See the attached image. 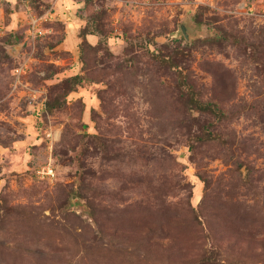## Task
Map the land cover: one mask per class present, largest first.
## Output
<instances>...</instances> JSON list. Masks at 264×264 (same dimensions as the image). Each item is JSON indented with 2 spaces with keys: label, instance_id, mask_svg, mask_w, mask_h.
Masks as SVG:
<instances>
[{
  "label": "rangeland",
  "instance_id": "1",
  "mask_svg": "<svg viewBox=\"0 0 264 264\" xmlns=\"http://www.w3.org/2000/svg\"><path fill=\"white\" fill-rule=\"evenodd\" d=\"M0 264H264V0H0Z\"/></svg>",
  "mask_w": 264,
  "mask_h": 264
},
{
  "label": "built area",
  "instance_id": "2",
  "mask_svg": "<svg viewBox=\"0 0 264 264\" xmlns=\"http://www.w3.org/2000/svg\"><path fill=\"white\" fill-rule=\"evenodd\" d=\"M37 25H38L37 19L32 18L29 22V28L27 29V32L31 35H34V33H38L39 31ZM35 174L39 179H43V180L51 179L54 176V169L52 165L49 162H47L39 165L35 169Z\"/></svg>",
  "mask_w": 264,
  "mask_h": 264
},
{
  "label": "trees",
  "instance_id": "3",
  "mask_svg": "<svg viewBox=\"0 0 264 264\" xmlns=\"http://www.w3.org/2000/svg\"><path fill=\"white\" fill-rule=\"evenodd\" d=\"M192 100L194 102V106H196L197 109L202 112H210L212 111V108L214 107V105L208 101H198L196 99H192Z\"/></svg>",
  "mask_w": 264,
  "mask_h": 264
},
{
  "label": "water",
  "instance_id": "4",
  "mask_svg": "<svg viewBox=\"0 0 264 264\" xmlns=\"http://www.w3.org/2000/svg\"><path fill=\"white\" fill-rule=\"evenodd\" d=\"M181 29H182V27H181Z\"/></svg>",
  "mask_w": 264,
  "mask_h": 264
}]
</instances>
